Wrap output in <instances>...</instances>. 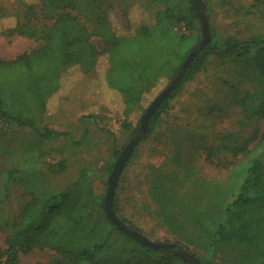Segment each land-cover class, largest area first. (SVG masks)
I'll return each instance as SVG.
<instances>
[{
  "label": "trees",
  "instance_id": "16d2710c",
  "mask_svg": "<svg viewBox=\"0 0 264 264\" xmlns=\"http://www.w3.org/2000/svg\"><path fill=\"white\" fill-rule=\"evenodd\" d=\"M20 1L27 5L21 14L5 15L0 6V21L5 22L4 26L9 25L6 19H15V25L4 29L0 36L9 41L16 37L43 40L44 44L17 56L13 61L0 57V121L9 128L38 132L37 124L51 103L73 84L68 73L75 70L86 75L98 70L99 61L104 60L107 66L101 71L100 78L105 86V95L108 99L120 100L123 129L130 131L133 129L130 117L144 111V99L161 80L170 83L179 74L200 39L197 31L200 32L198 27L201 22L194 0H183L184 9H178V0H155L165 9L154 14L133 5L125 13L129 29L123 35H119L111 24L110 16L114 12L112 0H84L89 11H84L83 16L95 27V31H90L80 17L66 11L75 8L76 0H38L39 4ZM39 5L51 11L46 17L50 25L41 28L33 23L38 19L36 9ZM60 9L61 13L56 11ZM205 14L209 22L206 11ZM176 24L184 25L191 34L176 31ZM225 29L215 31L211 24L210 43L196 51L184 80L151 119L147 136L152 135L161 114L182 86L199 74L213 58L234 64L242 70L241 76L247 78L250 85L264 89V0H254L248 7H232ZM97 34L104 39L101 50L91 41ZM224 84L229 89L237 87L227 80ZM255 93L241 101L245 111L249 110V98L264 96L258 90ZM260 105L255 107L257 111L252 115L257 122L252 134L246 138L235 133H222L218 137V146L207 157L208 161L213 162L221 152L228 151L233 155L231 177L225 187L217 185L216 189L222 192V201L233 195L237 196V201L225 208V218L211 241L210 258H199L201 264H231L227 261L226 248L238 244L245 247L249 260L251 258L257 264H264V240L246 225L247 214L258 219L256 213L263 212L264 161L261 157L264 150L258 153L259 156H251L235 164L239 155L250 153L251 144L264 139V133L259 136L264 121V100H260ZM85 117L96 120L95 116ZM137 129L134 128V134ZM112 169L113 165L110 171ZM15 172L17 170L8 173L13 175ZM186 177L189 175L186 174ZM169 178V185H172L170 189L166 188L169 194H163L157 202L166 203L171 199L177 183L185 181L176 177L173 182L174 173ZM30 193L31 200L24 205L11 234L5 239L6 249H0V264H20L21 255L27 256L36 249H49L55 253L49 264H189L179 259L174 251L153 250L118 230L105 213L104 199L95 195L91 181L85 174L65 192L48 195ZM115 211L126 223L116 208ZM130 228L141 232L137 227ZM117 235L123 238L121 245L117 243ZM220 259L223 263H219Z\"/></svg>",
  "mask_w": 264,
  "mask_h": 264
},
{
  "label": "rangeland",
  "instance_id": "374dc122",
  "mask_svg": "<svg viewBox=\"0 0 264 264\" xmlns=\"http://www.w3.org/2000/svg\"><path fill=\"white\" fill-rule=\"evenodd\" d=\"M25 1L29 4L40 3L38 0ZM112 1L114 12L110 20L119 35L127 33L129 29L125 13L133 5H138L151 14L165 9L163 4L155 0ZM253 1L202 0V3L210 17V26L212 24L216 31L226 30L232 7H248ZM0 3L2 13L8 16L21 14L27 9V5L20 0H1ZM176 5L178 9H184L185 1L178 0ZM56 11L62 12L61 9ZM66 11L80 17L90 27V31H95V27L83 16L84 11H89L84 0H76L75 8ZM36 12L38 19L33 23L40 28L50 25L46 17L51 11L47 7L39 5ZM6 21L15 25L13 17ZM178 25L180 24L174 25L176 31L191 34L184 25ZM198 29L201 41V25ZM17 38L19 37L9 42L8 46L14 47ZM27 40L29 47H22L21 51L30 52L44 44L43 40ZM91 41L101 50L104 43L101 35L93 36ZM106 66V61L100 60L98 70L86 75L71 70L68 74L73 84L69 89L65 88L56 97V101L51 103L49 110L37 124L38 132L9 128L5 122L0 121V249H6L5 239L11 234L24 205L31 200L30 192L39 195L59 194L73 188L82 174H85L91 181L95 195L105 199L113 170L110 171V167L113 165L114 168L121 152L136 136L145 110L170 84L168 80H161L144 99V111L130 117L133 129L126 131L123 129V106L120 100L116 98L114 101L105 95L100 73ZM241 71L232 63L211 59L199 74L182 86L178 95L161 114L152 135L147 136L136 147L120 176L114 201V208L129 227H137L154 242L175 243L172 235L175 232L166 231L165 227L159 225L164 214L160 213L162 207H159L157 200L165 193L169 194L166 189L172 187L169 185V175L174 173L172 181L175 182L176 177L183 178L192 173L198 175L197 178L214 181H224L231 174L233 155L224 151L210 162L207 160L209 152L216 149L218 137L222 133H235L245 137L252 134L257 123L252 116L257 111L254 109L261 107L260 100H264L262 95L251 97L247 101L249 110H244L241 104L243 98L249 97V94L254 96L257 90L263 94L264 89L250 85L247 78L241 76ZM225 80L233 82L237 87L227 88ZM88 115L95 116L96 120L86 118ZM135 127L138 129L134 134ZM263 133L264 121L260 126L259 136ZM263 146V138L254 142L249 148L251 154L239 155L235 164L243 162L245 158L259 156L258 153L264 150ZM117 153L119 155L116 157ZM261 158L264 161V156ZM15 170L17 172L13 175L8 173ZM182 191L183 189L172 190L174 207L175 204L182 203ZM262 210L260 214L256 213L258 219L250 214L245 215L248 216L247 227L264 240V206ZM220 218L219 214L218 220ZM189 220L192 221V217ZM210 221L211 219H205L202 224L209 225ZM118 237L117 243L121 245L123 238ZM182 248L191 252L188 247ZM226 251L227 261L231 264H257L251 258L249 260L242 244L226 248ZM255 252L253 248V253ZM54 257L55 253L49 249H36L27 256L21 255L20 264H49ZM219 263H223L221 259Z\"/></svg>",
  "mask_w": 264,
  "mask_h": 264
},
{
  "label": "crops",
  "instance_id": "0c3cea01",
  "mask_svg": "<svg viewBox=\"0 0 264 264\" xmlns=\"http://www.w3.org/2000/svg\"><path fill=\"white\" fill-rule=\"evenodd\" d=\"M4 24L3 20H1L0 32L8 27H13V24L9 23L10 26H4ZM17 39L18 41L15 43V46L9 47L8 43L14 39L9 41L5 37L0 36V57L3 60L13 61L17 56L26 52V50L21 51V49L22 47H29V40L21 37ZM187 175L189 177L185 175L181 178L185 181L177 183L175 188H173V191L183 189L182 203L179 205L175 204L174 207L172 194L171 199L169 198L166 203L159 202V207L160 205L162 207L160 213L164 214L163 220L159 225L165 227L166 231L175 232V234H172L176 241L174 244L190 248V253H194L197 258L202 260L203 258L209 259L211 241L216 237L217 225L221 224L225 218V208L234 204L237 201V196L233 195L228 197L226 201H222V192L216 189L217 185L225 187L226 182L231 177L230 175L224 181L197 178L198 175H193V173ZM236 189L237 187L235 186L234 190ZM219 214L221 216L220 220H218ZM189 217H192V221L189 220ZM205 219H211L209 225L202 224V221Z\"/></svg>",
  "mask_w": 264,
  "mask_h": 264
},
{
  "label": "water",
  "instance_id": "95a60500",
  "mask_svg": "<svg viewBox=\"0 0 264 264\" xmlns=\"http://www.w3.org/2000/svg\"><path fill=\"white\" fill-rule=\"evenodd\" d=\"M194 5L197 11V15L201 22L202 27V40L199 41L191 50V53L183 63L179 74L170 82V84L156 97V99L151 103V105L145 110L141 121L140 128L136 134V136L126 145L124 150L119 155L112 173L109 178V186L107 190L106 197L104 199V210L108 217V219L115 225V227L128 235L136 242L141 245H145L153 250H169L174 251L175 255L184 261H187L189 264H201L199 258L194 256L192 253L184 251L182 246L174 243H164V242H154L148 239L144 234L139 231L133 230L126 223H124L116 214L114 208L115 194L116 188L120 179L121 174L124 171L128 161L132 158L136 147L145 140L148 133V128L151 119L158 111L160 106L163 104L165 100L169 98L171 93L175 91L181 82L184 80L187 70L192 66L194 61V56L196 51L199 48H202L208 45L211 41V31L210 25L207 20L204 6L202 4V0H194Z\"/></svg>",
  "mask_w": 264,
  "mask_h": 264
}]
</instances>
